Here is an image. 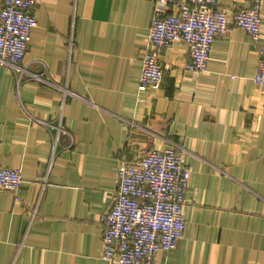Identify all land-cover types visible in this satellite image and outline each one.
I'll use <instances>...</instances> for the list:
<instances>
[{
  "label": "crops",
  "instance_id": "1",
  "mask_svg": "<svg viewBox=\"0 0 264 264\" xmlns=\"http://www.w3.org/2000/svg\"><path fill=\"white\" fill-rule=\"evenodd\" d=\"M250 1L217 6L230 12ZM152 10L153 0L33 6L24 60L51 83L24 81L21 106L0 66V166L23 178L19 201L0 190V264H107L101 215L119 160L178 146L189 169L186 228L158 263L264 264V87L252 79L264 0L260 45L232 27L214 38L205 71H187L189 51L175 41L160 51L163 78L150 90L139 75ZM35 118L60 120L69 133L54 145V130Z\"/></svg>",
  "mask_w": 264,
  "mask_h": 264
},
{
  "label": "built area",
  "instance_id": "2",
  "mask_svg": "<svg viewBox=\"0 0 264 264\" xmlns=\"http://www.w3.org/2000/svg\"><path fill=\"white\" fill-rule=\"evenodd\" d=\"M217 1L153 0L148 32L142 44L141 86L150 90L160 86L163 78L160 51L169 50L175 41L185 43L189 51L190 59L184 66L187 71H205L214 38L227 35L232 27L246 31L252 42L259 44L262 0H251L249 6L230 12L218 7ZM36 2L2 0L0 5V66L13 75L21 106L23 82L45 80L30 67L35 60H24L30 31L36 25L32 13ZM258 54L252 79L264 87V46H259ZM63 90L74 94L66 88ZM35 119L54 130V145L59 134L69 133L60 120ZM130 126L137 125L130 122ZM178 147L180 152L175 147L152 148L141 156L119 160L116 189L101 215L105 226L100 257L107 264H159L156 259L159 250L175 248L183 238L189 169L183 164V147ZM22 181L18 169L0 166V190L12 192L16 201L20 200ZM36 216L34 206L30 219Z\"/></svg>",
  "mask_w": 264,
  "mask_h": 264
}]
</instances>
